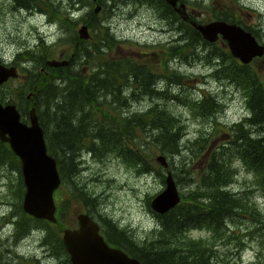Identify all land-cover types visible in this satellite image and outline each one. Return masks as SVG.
I'll use <instances>...</instances> for the list:
<instances>
[{
    "label": "trees",
    "instance_id": "obj_1",
    "mask_svg": "<svg viewBox=\"0 0 264 264\" xmlns=\"http://www.w3.org/2000/svg\"><path fill=\"white\" fill-rule=\"evenodd\" d=\"M12 1L16 8L38 11L48 16L50 22L56 24L63 22L62 15L64 14L71 21L74 18L73 12L70 14L69 11H79L86 8L91 19L86 20L85 24L87 23L86 25L92 33L96 32L92 21L100 18V23L102 16L114 7V3L118 2L115 0ZM108 2L112 4L107 5ZM143 2L152 6L156 11H160V16L163 19L170 18V23L175 21L178 23L177 30L182 34L178 39V43L180 45L179 49L184 52L183 55H197L192 51L196 46H201L203 47L202 52L208 51L206 54L209 57L222 59L221 64H219V61L215 65L208 62L206 64L213 67V70L215 69L214 73L217 77L224 75L243 88L247 96L249 114L241 122L230 128V132L224 135V141L220 144H214L211 133L208 135L200 133L196 138L188 141L191 143L193 156L202 157V167L199 173L196 174V171H190L183 163L185 179L183 176L180 178L176 171L175 182L177 184L188 182L191 184V188L186 195L183 191L181 202L170 211L158 214L152 210L160 225L156 235L146 238L142 243L137 242L130 231H126L118 223L107 218H104V225L101 224L102 232L108 242L124 249L143 264H233L230 259H226L225 255L218 253V246L216 243L214 244L213 236L219 233L226 234V231H229L230 222L244 218L248 222L258 225L257 229L261 233L260 251L262 252L257 253V258L260 260L264 256V211L258 206L254 196L259 194L264 197V80L252 65L243 64L235 58L226 47V42V44H218V41H207L192 23L184 20L166 0H142ZM66 5H69V8L65 10ZM99 5L102 11L100 10L101 13L96 14L94 10ZM198 5L202 6L203 3ZM190 16L191 19L197 20L195 15L191 14ZM215 19L235 22V15L232 11L229 14L222 11L221 14L215 15ZM238 23L244 26V23L239 21ZM67 25L72 28L75 27V29L77 27L76 21ZM71 30L67 35H72V37L68 36L64 43L69 45L73 43L75 46V40L80 42V39L78 32ZM103 30L107 31L106 36L109 35L110 39L116 40L106 25ZM254 32L255 36H260L257 29ZM44 42L42 41L40 46H46ZM86 42L82 41L80 46L77 47V50H75L77 55L70 56V62L67 66L53 67L49 70L46 68L48 67L46 61L49 56L46 55V52L44 53L45 56L41 58H33L29 51L18 54L17 58H21V55L25 59L30 56L26 59L27 61L45 65L44 72L42 71L43 67L36 68L31 73L23 71L25 76L28 77V84L18 88L16 93L19 100L13 90L6 96V88L9 89L10 81L15 79L5 83L3 86L7 85L6 88L0 91V100L1 96H4L2 102L16 103L24 121H27L29 117V110L22 106L21 101L26 100L28 95H32L29 101L36 104L48 151L57 161L62 180L61 186L55 195L61 201L57 214L58 221L52 223L47 220L36 219L21 208L20 218L16 221L15 237L22 238L33 229H42L45 232L43 244L53 246L55 253L64 257L63 264H71V261L62 240L63 230L68 227L66 220H64L66 201L62 198V192L67 187L69 177L73 178L77 174V159H79L80 151L84 149L92 154L98 153L100 155L106 153L117 154L129 162L138 161L142 163V170L144 171H152V163L149 162L148 166L147 161H143L144 148L142 146L147 145L151 138V142L157 143L160 147V149L157 148L161 151V155L171 156L172 159L169 164L172 166L174 157L181 153L180 144H182V136L185 134L182 119L177 116L176 110L169 103L162 102L161 107L155 103L148 109L141 107L138 111L129 110V106L136 102L137 92L140 95L144 94L145 97L151 95V98L156 96L158 99H165L166 90L159 85L160 81H171L175 77L178 84L185 82L186 77L182 78V76L176 75L177 72L174 70L175 68L171 67L169 57L165 60L163 73L158 75L154 71V67L148 64L136 63L131 58L122 60L103 59L105 58L106 49L102 47L104 53L98 49L99 56L97 58L101 57L103 60H98V63H96L98 66L95 69L97 70L94 69L86 74L76 69L81 67L82 56L79 57L78 53H81L82 46ZM166 50L175 59L174 54H172L175 46L166 45ZM118 67L120 71L117 72L115 68ZM221 67H224V69L220 70ZM223 70L226 71V74H221ZM64 71H68L65 74L68 77L66 79L63 77L64 73L62 72ZM137 72L145 73L146 79L149 77L146 81L145 92L140 90L141 84H136L135 75ZM61 73L62 76H59ZM154 73L160 78H156ZM128 77H131L130 81L127 79ZM116 78L118 82L116 88L130 85L129 90L131 91L127 92L125 90L122 93L124 96L120 95L119 100H116L114 104L112 81H116ZM129 82L131 83L129 84ZM202 82L205 83L204 80ZM27 85L29 91L31 90L29 94L27 93ZM33 87H36V89ZM39 87L42 88L39 89ZM45 92L52 96L45 97ZM199 94L202 96L200 99L196 98L199 102L196 103L195 101L193 104L186 105L194 111L195 115L206 118L209 116L207 109L209 112L214 111V114L221 110L218 108L221 105L220 100L212 94L209 92ZM43 97L44 101L41 102ZM108 99L110 104L115 105L112 112L104 110ZM123 109H128V113L123 114ZM144 127L150 128L147 130V135L144 132ZM132 128L134 132H130ZM8 163L12 166L13 164L19 166L20 169L17 172H19L23 183L19 158L11 150L9 144L0 139V166ZM236 163H241L247 171L253 173L255 176L253 188L235 192L230 189V185L233 184L237 175ZM161 175L163 177V173ZM23 187L25 189L24 183ZM82 195L86 203L97 206L95 195L89 194L87 196V193ZM89 213L95 217L92 212ZM229 220L230 222H228ZM198 229L210 232L211 239L191 238L190 233ZM19 232L21 233L19 234ZM244 248L245 243L243 241L239 242L238 249L241 251ZM6 264L13 263L8 262Z\"/></svg>",
    "mask_w": 264,
    "mask_h": 264
},
{
    "label": "rangeland",
    "instance_id": "obj_2",
    "mask_svg": "<svg viewBox=\"0 0 264 264\" xmlns=\"http://www.w3.org/2000/svg\"><path fill=\"white\" fill-rule=\"evenodd\" d=\"M115 1L118 2L114 3V7L102 16L100 23V18L92 21L96 32H89L90 37L84 38L85 40L80 39V42L75 40L74 46L73 43L69 45L64 43V41L68 36L72 37V35H67L69 31H72L71 29L78 32L77 30L82 25L87 24H85V21L91 19L86 8L79 11L76 10L77 12L69 11L70 14L73 12L74 17L71 21H76L77 23L75 29V27L72 28L67 25L72 24V22L65 14L62 15L64 18L63 22L56 24L50 22L48 16L38 11L19 9L15 7L12 0H0V59L3 58L2 61L7 64L13 63L16 65L22 74L18 79L10 81L9 89L5 85L0 91L6 88V96H8L13 90L19 100L16 93L18 88L28 84V77L25 76L23 71L31 73L36 68L45 66L27 61L26 59L30 56H27L26 59L23 55H21V58L16 57L24 51H29L33 58H41L45 56L44 53L46 52V55H49L47 59H70L71 54L77 55L75 50H77L81 42L87 41L82 46L81 53H78L79 57L82 56L81 67L80 69L76 68L86 74H89L98 66L96 65L98 60L131 58L136 63L148 64L154 67V71L160 75L163 73L165 60L169 57L171 67L175 68L174 70L177 72L176 75H180L182 78L186 77L185 82L178 84L175 77L171 78V81L166 82L158 80L160 81L159 85L166 90V98L158 99L156 96L151 98V95H146L145 97L144 94L140 95L137 92L136 102L129 106V110L138 111L141 107L148 109L155 103L160 107L163 104L162 102L171 104L176 110L177 116L182 119L185 136H182V144H180L181 153L174 157L173 167L169 164V170L174 177L177 171L180 178L183 176L185 179L186 176L183 173L184 163L190 171H196L197 174L202 167V157L193 156L191 143L188 141L196 138L200 133H205L206 135L211 133L212 141L215 145L222 143L224 135L230 132V128L241 122L249 114L247 96L242 87H239L224 75L217 77L214 73L215 69L213 70V67L206 64L208 62L215 65L218 61L221 64L223 62L222 59L218 60L215 57H209L206 54L208 51L202 52L203 50L201 49L203 47L201 46H196L192 51L195 54L197 53V55H183L184 52L179 49L180 45L178 43V39L182 34L177 30L178 23L176 21L170 23V18L163 19L160 16V11H156L147 3H142V0ZM182 1L187 4V10L190 14L198 15L200 12L202 13V21L206 22L214 20L215 15L221 14L222 11L227 14L232 11L236 22H242L259 31V40L264 44V0ZM199 3H203V5H198ZM111 4L107 3V5ZM67 8H69V5L65 6V10ZM105 25L110 29L116 40L113 41L109 35L106 36L107 31L103 30ZM42 41H45L44 45L46 46H40ZM219 43H222V41H218ZM166 45L175 46L174 53H172L175 59H173V55L167 52ZM102 47L106 49L105 53ZM98 49L104 53L105 58H97L99 56ZM251 65L264 80V57L254 60ZM48 66L46 67L47 70L53 68L50 65ZM115 69L117 72L120 71L119 67ZM222 69L224 67L220 68V70ZM129 71L126 73L128 74ZM62 73H64L63 77L65 79L68 78L65 75L68 71ZM62 73L59 76H62ZM223 73L226 74V71H221V74ZM158 75L154 73L156 78H160ZM99 77L101 78V76ZM123 77L125 78V76ZM146 77V74L141 72H137L135 75L136 84L142 85L140 90L143 92L146 91V81L149 78L146 79ZM127 79L130 81L131 77ZM242 81L244 82V80ZM112 84V92L115 97L114 104L125 90L127 92L131 91L129 90L130 85L116 88V84L118 85L117 78L116 81H112ZM33 88L36 89V87ZM41 88L39 87V89ZM168 90L169 92L167 93ZM47 92L49 91L47 90ZM47 92H45L44 96L51 97L52 95L47 94ZM203 92H209L220 100L221 104L218 106L221 110L216 114H214V111L209 112L207 109L209 116L206 118L195 115L194 111L189 106H186L193 104L195 101L196 103L199 102L197 99L202 97L199 93L202 94ZM27 93H31V90L29 91L28 89ZM1 97L4 98V96ZM2 98L1 100H3ZM31 98L32 95H28L27 101H21L22 106L26 107L27 110L31 109L33 105L29 101ZM42 101H44V97L41 98ZM109 102L110 100L108 99L104 108L106 112L114 110L115 105ZM122 113L127 114L128 109H123ZM149 129L144 127L146 135ZM130 132H134L133 128ZM69 145L72 146L71 143ZM157 147L160 149L157 143L151 142V138L147 145L142 146L144 148L143 161H147L148 166L149 162L152 163V171H144L142 170V163L138 161L129 162L117 154H92L82 149L79 159H77V174L73 178L69 177L70 180L67 182V187L62 192V198L66 201L64 208L66 224L68 226H77V215L88 211L92 212L102 225L105 223L104 218L112 219L120 227L130 231L137 242L142 243L146 238L156 235L160 225L151 209V202L155 196L164 190V180L167 172V169L157 160V156L161 155V151ZM161 156L170 163L171 156L169 158L166 155ZM236 167V179L230 185V189L235 192L253 188L255 181L253 173L247 171L241 163H236ZM19 169V166L15 164L12 166L9 163L0 166V264L8 262L13 264H63L64 257L61 254H56L53 246L43 244L45 232L42 229H33L22 238L15 237L16 221L20 218L19 213L21 212L20 209L23 208L22 200H24L26 192L19 172H17ZM177 186L181 193L185 192V195L189 193L191 188V184L188 182L177 184ZM83 193H87V196L89 194L95 195L97 206L86 203L83 199ZM254 198L261 210L264 211V197L255 194ZM55 200L59 208L61 205L59 197ZM58 218H56V222ZM257 226V224L248 222L244 218L230 222L229 231L225 230L226 234L222 235L219 233L213 236L214 244L216 243L218 246V253L225 255L226 259H230L233 264H264V256L260 260L257 258V253L260 254L262 252L260 251L261 233L258 231ZM190 237L193 239H211L210 232L199 229L191 232ZM242 241L245 243V248L240 251L238 244Z\"/></svg>",
    "mask_w": 264,
    "mask_h": 264
},
{
    "label": "water",
    "instance_id": "obj_3",
    "mask_svg": "<svg viewBox=\"0 0 264 264\" xmlns=\"http://www.w3.org/2000/svg\"><path fill=\"white\" fill-rule=\"evenodd\" d=\"M176 12L188 20L187 7L179 0H166ZM101 6L95 8L98 13ZM192 25L209 42H216L221 36L226 40L232 55L243 63H249L254 57L264 54V46L256 37L236 23L224 20H212L207 23L191 21ZM81 39L90 37L88 27L79 30ZM68 60H47L52 67L64 66ZM16 67L0 63V87L10 78L18 77ZM29 123L22 120V115L14 103L0 101V139L10 145L21 161V170L26 187L23 210L32 217L56 222V204L54 192L60 187L61 177L57 161L48 152L45 133L41 127L36 107L29 113ZM157 160L168 168V161L161 155ZM181 194L171 171L165 178V188L151 202V207L159 214H164L177 206ZM77 228H66L62 239L69 254L71 264H143L120 248L110 246L100 233L99 225L88 215L80 214Z\"/></svg>",
    "mask_w": 264,
    "mask_h": 264
},
{
    "label": "flooded vegetation",
    "instance_id": "obj_4",
    "mask_svg": "<svg viewBox=\"0 0 264 264\" xmlns=\"http://www.w3.org/2000/svg\"><path fill=\"white\" fill-rule=\"evenodd\" d=\"M191 15V14H190ZM195 15V17L197 18V20L198 21H202L203 19H201V17H202V13H200L199 12V14L198 15H196V14H193V16ZM193 19H191V16H190V18H189V20L188 21H192ZM202 22H204V21H202ZM242 26H243V24H241ZM245 29H247V28H249L250 29V31L255 35V32H254V30H256V29H253V28H251V26H249V25H246V24H244V26H243ZM256 38H257V40L262 44V42L259 40V37L258 36H256ZM262 45H264V44H262ZM256 59H258V57L257 58H255L254 60H256ZM253 60V61H254ZM42 71L44 72V69H42ZM96 220V222L99 224V226H100V229H101V231H102V228H101V223L97 220V218H95ZM104 237H105V239H106V241H107V238H106V236L104 235ZM108 242V241H107ZM111 246H115L114 244H111L110 242H108ZM116 247H118V246H116ZM120 248V247H119ZM122 249V248H121ZM124 250V249H123ZM125 251V250H124ZM128 253V252H127Z\"/></svg>",
    "mask_w": 264,
    "mask_h": 264
},
{
    "label": "bare ground",
    "instance_id": "obj_5",
    "mask_svg": "<svg viewBox=\"0 0 264 264\" xmlns=\"http://www.w3.org/2000/svg\"><path fill=\"white\" fill-rule=\"evenodd\" d=\"M101 10V9H100ZM100 12V11H99ZM98 12V13H99ZM96 13V12H95ZM98 13H96V14H98ZM84 26H87V25H82L81 27H80V29H78V34H79V30H81ZM88 27V26H87ZM264 46V45H263ZM128 99V98H127ZM142 103V102H141ZM108 112V111H107ZM168 156V155H167ZM169 158V157H168ZM24 198H25V195H24Z\"/></svg>",
    "mask_w": 264,
    "mask_h": 264
}]
</instances>
